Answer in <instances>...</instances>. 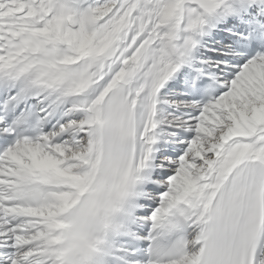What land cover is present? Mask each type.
I'll use <instances>...</instances> for the list:
<instances>
[{
  "label": "snow or ice",
  "instance_id": "snow-or-ice-1",
  "mask_svg": "<svg viewBox=\"0 0 264 264\" xmlns=\"http://www.w3.org/2000/svg\"><path fill=\"white\" fill-rule=\"evenodd\" d=\"M0 264H264V0H0Z\"/></svg>",
  "mask_w": 264,
  "mask_h": 264
}]
</instances>
